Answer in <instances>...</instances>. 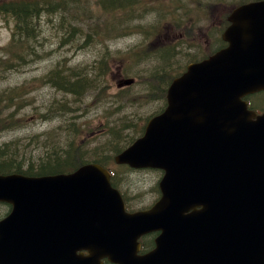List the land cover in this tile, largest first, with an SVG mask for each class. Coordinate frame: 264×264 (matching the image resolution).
I'll return each instance as SVG.
<instances>
[{
    "label": "water",
    "instance_id": "95a60500",
    "mask_svg": "<svg viewBox=\"0 0 264 264\" xmlns=\"http://www.w3.org/2000/svg\"><path fill=\"white\" fill-rule=\"evenodd\" d=\"M252 46L238 37L192 64L171 84L166 109L115 156L117 163L165 171L155 216L127 213L110 171L98 162L70 173L0 174V200L15 204L9 220L0 223V264H98V244H127L160 223L169 231L136 264H193L203 258L183 248L188 235L181 230H264V209H258L264 205V114L243 100L264 89V52ZM165 205L172 209L159 215ZM198 205L204 209L190 211ZM14 219L23 220L19 241L10 229ZM169 237L174 250L164 252ZM83 248L90 251L87 258L78 254Z\"/></svg>",
    "mask_w": 264,
    "mask_h": 264
},
{
    "label": "rangeland",
    "instance_id": "374dc122",
    "mask_svg": "<svg viewBox=\"0 0 264 264\" xmlns=\"http://www.w3.org/2000/svg\"><path fill=\"white\" fill-rule=\"evenodd\" d=\"M7 2L8 0H0V5ZM96 3L97 0H75L69 5L66 1V4L63 3L66 6L63 8L66 9L64 15L71 22V24L69 23L71 28L66 34L58 29L56 18L59 13L53 11L52 14L40 18L42 23L35 37L23 39L20 36L15 44H12L10 40L15 22L9 19L3 24L0 21V57L12 55L17 48L21 47L31 50L22 57H17V64L23 65L21 69L10 70L6 73L5 78L0 79V89L19 86L21 89L27 90L23 107L0 106L1 116L4 119L12 118V123L8 126H0V145L12 139L22 140L21 145L29 143V147L19 154V156L26 157V163L21 167L27 168L30 158H32L37 169L40 158H45L48 152L58 153L61 148H68L74 141L79 148H83L81 151L79 150L80 152L91 154L92 157L98 156L105 166L112 167L116 173L113 180L115 183L118 182L122 190L129 196L132 197L137 193L141 197H145L147 189L160 180L161 171L137 170L127 166H118L113 158L115 154L128 147L142 135L140 128H136L137 126L125 128L126 124L137 123L138 126H142L141 124L145 123L150 115L159 111L163 102L155 100L152 92L139 91L138 84L130 88L126 87L119 95L118 92L122 88H118L116 79L120 73H122V78H126V76L134 78L133 75L149 72L145 70L155 67L150 63L147 64L150 59H145L141 63L137 61L140 59L133 56L135 55L133 52L134 49L141 48L131 47L139 40L138 46L149 48L154 39L146 41L145 38L149 34L144 37L145 35L140 32L133 33L131 25L117 29L122 33L121 36L115 34L112 27L111 31H103L100 26L112 22V18L107 15L108 18L103 20V11L94 10ZM79 5L83 8H78ZM126 13L129 16L134 15V12ZM140 21L145 24L144 18ZM143 28L145 29L144 25H138L137 30L140 31ZM87 38L92 40V44L90 47L84 48ZM99 58H106L110 62L108 78L101 80L102 82L108 80L111 86L109 97L106 98L103 95L100 101L85 99L88 103L93 102L92 104L95 106L88 108V105H85L88 112L84 116L77 113L75 106L71 111V102H69V109L66 108L67 102H52L54 98H61L62 94L57 92L53 85L43 81L42 77L49 75L55 68L54 65L63 61L67 66L78 70V67H82L83 64ZM26 62H29L28 65L25 64ZM172 62L175 61L170 63ZM177 62L180 63V66H184L189 60L183 59ZM48 68L51 69L50 72H48ZM96 72H99V69H96ZM23 86L25 87L23 88ZM163 89L164 87H162ZM55 105L63 109V116H58L61 118L60 120L53 119L54 115L50 109ZM67 119L73 126L70 132L67 131L66 123H64ZM60 122L62 124L57 134L54 132V128ZM53 134L54 137L47 141ZM30 138H32L31 141ZM62 139L64 140L62 141ZM12 158L19 159L14 155ZM106 158H112V161L108 162ZM51 169L55 170L56 168L52 165ZM1 209L0 207V211Z\"/></svg>",
    "mask_w": 264,
    "mask_h": 264
},
{
    "label": "flooded vegetation",
    "instance_id": "af4514ba",
    "mask_svg": "<svg viewBox=\"0 0 264 264\" xmlns=\"http://www.w3.org/2000/svg\"><path fill=\"white\" fill-rule=\"evenodd\" d=\"M101 2H104V0H101ZM107 2L115 3L114 7L117 11L134 12L130 24L132 32H140L145 35L144 37L149 34L145 38L146 41L154 39L149 48L138 46L139 40L134 46H131L141 48L134 49L133 53L135 55L133 56L138 57L141 62L150 59L147 64L155 65L154 68L145 70L149 71L145 73H150V78L144 79L149 76L145 73L135 74L133 75L135 81L123 88L138 84L140 86L139 91H150L151 89H148L146 80L152 81L159 87V91L162 90V87L167 88L165 84L169 75L168 68L171 69V75L183 71L182 67H184L175 64V62L170 63L171 61L177 62L186 58L193 59V61L202 60L223 46L228 45L229 41L224 39L223 33L235 21L241 22L242 26H246L245 35L254 33V28L258 27L264 37V5L258 6L259 10H254L256 12L245 10L234 17L235 11L243 6L251 3H264V0H111ZM143 18L145 24L140 21ZM138 25H144L145 29L138 31ZM247 27H251L252 30H248ZM155 73L156 75H153ZM121 75L122 73L116 79L117 85L123 79ZM163 78L165 80L161 85ZM165 96L166 94L162 97ZM153 98L158 100L156 96ZM244 98L249 102L251 108L256 109L259 113H264V90L248 94ZM92 103L88 105V108L95 106ZM164 105L163 103L160 107ZM107 168H110V166H107ZM112 174L114 175L113 170ZM160 184L159 181H156L153 186L149 187L145 197H141L137 193L131 197L122 190L118 182L112 181V185L120 190L125 209L128 212L152 209L162 199ZM3 206L2 218L12 210V205L9 203H3ZM169 209L172 208L167 205L162 207L159 215ZM203 209L202 205H198L192 208L191 211L198 212ZM157 226L159 227L141 236L139 239L141 245L137 254L135 242L124 245L118 242L120 245L113 243L107 246L101 243L98 244V252L96 253L98 264H136L135 255L155 251L158 247V238L164 231H169L165 229L162 223ZM177 233L183 236L188 234V240L183 244V248L188 247V249L201 253L200 256L203 260L193 262V264H264V230L203 229L191 230L186 232L187 234L182 230ZM170 243H174L173 237H169L164 244V252L174 250V245ZM129 250H131L132 255L123 254ZM89 253V249L86 248L78 250V254H82L81 257L84 258H87ZM144 264L160 263L148 261Z\"/></svg>",
    "mask_w": 264,
    "mask_h": 264
},
{
    "label": "trees",
    "instance_id": "16d2710c",
    "mask_svg": "<svg viewBox=\"0 0 264 264\" xmlns=\"http://www.w3.org/2000/svg\"><path fill=\"white\" fill-rule=\"evenodd\" d=\"M67 1L68 3H71L73 0ZM107 1L103 10V20H106L108 18L107 15H109L112 18V22L100 27L103 31H111L112 27V30H115V34L121 36L122 33L117 29L122 26H129L134 15L129 16L126 11H117L114 7L115 3ZM63 3L66 4V0H10L5 7L0 6L1 19L7 21L9 19L12 20L13 17L16 18L15 35L12 44H15L20 36L23 39H31L37 35L39 26L42 23L40 18L42 17L43 12H46L47 14H52L53 11L58 12L59 16L56 18L57 27L60 31L62 30L66 34L68 32L69 21H66L67 19L65 20L66 15H64V12L66 9L63 8L66 6ZM34 28L37 29L36 32H34ZM91 44L92 40L87 38L85 46H91ZM28 51L31 50L26 47H21L17 48L12 55L0 57V79L5 78L7 76L6 73L10 70L21 69L23 65L17 64V57H22ZM137 61L141 63L140 60L137 59ZM27 63L29 62H26L25 64L28 65ZM109 64L110 62H108L106 58H99L92 62H87L83 64L82 67H78V70H75L71 68V66H67L63 61H60L57 65H54L55 68L52 71L51 69L48 70V72L51 71L50 74L43 76L42 80L53 85L57 92L62 94L61 98H54L52 102H67V109H69V102H71V111L73 106H75L77 113L84 116L88 112L85 105L90 104L85 101V99L91 97L90 100L100 101L103 95L107 98L111 94V91L109 90L111 86L108 83V80L106 82L101 81L108 78L110 69ZM96 69H99V72H96ZM145 74L149 76L144 79L150 78V73ZM153 75H156V73ZM164 80L165 79L163 78L161 85L164 83ZM146 81L148 82V89H151L149 92H152V94L157 97L158 101H164L165 97L162 96L166 93V88L160 92L159 87H157L152 81ZM169 82L170 78L168 77L165 85L167 86ZM24 87L25 86H23V88ZM123 90H125V88L119 90V95ZM26 91L27 90L25 88L21 89L19 86H10L0 89V106L16 105L18 107H23ZM50 110L53 115L63 116V109L60 106L55 105ZM10 123H12V118L9 117L4 119L0 113V126H8ZM64 123H66L67 131L70 132L73 127L72 123L68 119L65 120ZM78 123L80 122L78 121ZM131 126H137L136 128H140L142 131L144 127V125L138 126L137 123H135L132 125L126 124L125 128H129ZM31 139L32 138H30V141ZM64 139H62V141ZM21 143L22 140L20 139H12L0 145V172L6 173L15 171L34 175L58 172L61 170L70 171L86 161L94 160L101 162L98 156L92 157L91 154L80 152L83 148H79L73 141L68 148L63 147L58 151V153L56 152L51 154L52 152H48V155H46L45 158H40L38 160L39 167L37 169L35 168V163H33L34 161L32 158H30L29 166L27 168H22L21 166H24L26 163V157L24 155L19 156V154L24 152L29 147V143L24 145H21ZM13 146L14 148L12 149ZM12 155L18 156L19 159L12 158ZM62 159L64 160L61 161ZM106 159V161H109L111 158ZM52 165L55 166V170L51 169Z\"/></svg>",
    "mask_w": 264,
    "mask_h": 264
},
{
    "label": "bare ground",
    "instance_id": "6f19581e",
    "mask_svg": "<svg viewBox=\"0 0 264 264\" xmlns=\"http://www.w3.org/2000/svg\"><path fill=\"white\" fill-rule=\"evenodd\" d=\"M87 47H90V46L89 45L84 46V48H87ZM48 69H50V68H48Z\"/></svg>",
    "mask_w": 264,
    "mask_h": 264
}]
</instances>
